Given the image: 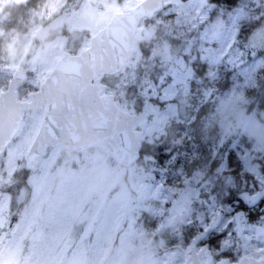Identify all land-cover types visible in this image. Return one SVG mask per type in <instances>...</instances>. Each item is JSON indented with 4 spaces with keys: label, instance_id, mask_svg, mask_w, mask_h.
<instances>
[{
    "label": "clouds",
    "instance_id": "clouds-1",
    "mask_svg": "<svg viewBox=\"0 0 264 264\" xmlns=\"http://www.w3.org/2000/svg\"><path fill=\"white\" fill-rule=\"evenodd\" d=\"M0 264H264V0H0Z\"/></svg>",
    "mask_w": 264,
    "mask_h": 264
}]
</instances>
